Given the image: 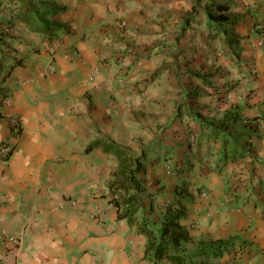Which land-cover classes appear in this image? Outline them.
<instances>
[{
  "label": "crops",
  "instance_id": "1",
  "mask_svg": "<svg viewBox=\"0 0 264 264\" xmlns=\"http://www.w3.org/2000/svg\"><path fill=\"white\" fill-rule=\"evenodd\" d=\"M263 126L264 0H0V264H166L116 147L192 264H264Z\"/></svg>",
  "mask_w": 264,
  "mask_h": 264
},
{
  "label": "trees",
  "instance_id": "2",
  "mask_svg": "<svg viewBox=\"0 0 264 264\" xmlns=\"http://www.w3.org/2000/svg\"><path fill=\"white\" fill-rule=\"evenodd\" d=\"M115 153L120 161V169L116 180L110 184V190L113 195L111 202L117 206L120 218L127 219L131 225H138V231L148 238L146 254H151L155 261L192 264V256L181 250L182 241L189 238L188 232L180 224L183 213L177 211L169 214L160 230H155L144 220L139 221L137 214L144 204L139 195L141 181L135 173L144 169L141 162L143 156H135L117 147Z\"/></svg>",
  "mask_w": 264,
  "mask_h": 264
},
{
  "label": "built area",
  "instance_id": "3",
  "mask_svg": "<svg viewBox=\"0 0 264 264\" xmlns=\"http://www.w3.org/2000/svg\"><path fill=\"white\" fill-rule=\"evenodd\" d=\"M263 128H264V126H263ZM10 150H11V148L7 145H3L1 148V151L5 152V154L6 153L8 154L10 152ZM10 241L12 244L17 245V246L21 244V238H18V237H13L10 239Z\"/></svg>",
  "mask_w": 264,
  "mask_h": 264
}]
</instances>
